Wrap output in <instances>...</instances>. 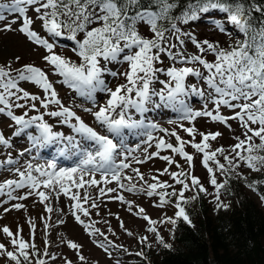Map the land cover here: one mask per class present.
Listing matches in <instances>:
<instances>
[{"label":"snow or ice","instance_id":"obj_1","mask_svg":"<svg viewBox=\"0 0 264 264\" xmlns=\"http://www.w3.org/2000/svg\"><path fill=\"white\" fill-rule=\"evenodd\" d=\"M191 2L196 4L197 0ZM152 3L153 7L147 8L141 4V0H3L0 2V22L8 20L11 15L10 22L4 24L0 31H11L12 25L19 24L21 33L31 42L45 48L48 54L43 59L52 66L54 73L62 78L63 84L85 98L91 99L97 91L104 92L108 97L103 105L97 107V110L84 109L91 113L94 120L108 133L101 134L75 111L63 105L48 79V74L43 69L34 65H22L19 69H12L10 63L7 67L0 66V115H6L13 122L9 125L14 127L12 137L26 136L31 144V147L20 150L18 157L47 145L57 146V156L78 157L75 166L60 167L55 158L41 164L34 163L36 156H30L21 168L16 166L18 159H14L9 153L6 158L0 159V168L7 167L18 178L0 182V195L6 194L9 200H25L35 195L48 214L60 211L52 207L51 198L54 196L59 199L60 195H63L70 201L71 214L84 226L85 231L90 236L97 234L104 236V241L111 247L122 246L108 240L100 229L94 227V221L88 223L81 219V216L91 215L90 209L98 208L96 199L88 192L89 188H97L100 196L120 189L144 193L148 197L155 195L159 198L160 207L173 203L176 209L174 216L165 215L160 221L153 220L144 214L143 208H138V215L149 225L146 231L155 233L157 241L166 248L170 245L164 242L155 225L157 223L175 225L177 219L191 223L182 205L189 200H195L199 193H207L200 179L192 175L191 171H185L171 156H160L161 149H170L172 153L184 158L189 168L192 167L194 157L185 150V145L190 144L201 154V163L209 173L208 182L214 188V198L218 208L227 207L220 202L219 193L228 181L218 182L217 171L222 175H228L241 164L256 172L264 168V155L259 154L264 153V21L252 23V6L246 5L244 0H199L198 7H189L182 13L183 23H187L189 19H196L200 12L218 10L225 14L227 23L242 34L244 39L223 48L218 41L212 42L206 39L199 41L189 35L188 40L197 49L195 54L189 56L183 51L185 41L180 29L176 24L171 23L172 19H177L171 16L174 0H152ZM29 10L35 13V17L28 15ZM255 11L264 13V8L256 6ZM36 21L40 22L46 36L42 37L33 28ZM164 22H167L170 28H164L162 26ZM140 23L149 27L150 37H144L139 33L137 25ZM217 30L224 31L223 28ZM80 33L83 34L82 39H78ZM51 37H64L75 41L76 47L73 51L80 62L57 54L54 51L55 42H50ZM171 38L179 42V51H173L177 45L172 43ZM209 52L214 56L213 61L205 58ZM164 58L170 59L172 63L166 68L157 67L163 65ZM16 59L19 60V57ZM120 60L125 62L128 68L122 73L111 74L123 75L126 82L118 84L113 90L106 85L103 78L106 69L101 62L112 63ZM177 63L181 66H176ZM159 73H163L166 78L159 79ZM189 77H198L202 84H187L186 80ZM22 81L38 85L45 93L44 97H38L20 87ZM155 83H159L161 87L153 88L152 85ZM189 93L204 101L202 109L194 110L187 105L184 97ZM37 100L44 109L55 105V110H49L46 114L57 118L56 124L68 126L75 135H66L47 122L45 113L37 110L35 103ZM153 101L159 102L156 106L163 104L171 107L180 112L183 119L189 121H194L197 117H207L213 122L224 123L231 130L228 121L236 120L243 130V138L234 137L237 142L227 150L223 146L211 150L209 140H216L222 133H198L195 126L180 125L193 137L192 140L185 141L175 130L159 129L174 137L176 144L166 142L160 137L155 142L157 151L149 154L148 148L153 146L152 142L155 138L151 132H148L147 138L142 141L147 147L143 148L145 155L141 160L132 155L140 149V145H136L135 148L129 147L124 140V130L158 129L157 124L150 122L145 125L143 120L138 121L132 116L133 112L145 113L147 105ZM209 103L212 105L211 109L208 107ZM221 108H228L232 115L225 116ZM14 109H25V111L18 115L15 114ZM29 111H37V114L30 116ZM197 134L201 137L200 142H195L194 137ZM12 137H5L0 131V147L11 148ZM82 141L87 142L90 147L85 146ZM218 154L223 156L226 164L217 159ZM157 156L167 161L169 165L176 163L177 168L180 169L177 172H169V169L165 168L161 172V175L168 174L174 184L160 181L158 176H152L153 183H149L138 168L132 167L133 162L144 163ZM125 170H130L134 175H128ZM136 177L143 183L133 182ZM112 182L116 183V188L101 186ZM258 183L252 181L248 186L255 189ZM175 184L181 185V188L177 190ZM25 188L28 191L23 195H13L15 190ZM186 191H194V195L187 198L184 195ZM109 198L127 203L128 210L132 211L133 202L125 201L122 194ZM172 198L175 200L173 201ZM24 207L22 203L12 205V208L17 210ZM9 210L4 209L5 212ZM63 222V220L58 221V223ZM29 223L30 241L23 238L20 228L16 233L7 226L0 229L3 235L9 238L12 246V250H8L5 243L0 242V256H6L15 264H46L43 257L55 260L56 256L48 251L47 239L42 253L36 247L35 223L31 220ZM48 227L49 225L46 224L45 229ZM121 227H123L122 221ZM109 231H112L111 228ZM128 234L132 233L128 232ZM147 239V236L141 237L140 242L145 243ZM105 242L97 241V245L111 256ZM66 245L77 252L80 261L86 260L80 253L81 245L72 240H67ZM136 255L143 256V252H138ZM65 264L72 262L66 260Z\"/></svg>","mask_w":264,"mask_h":264},{"label":"rangeland","instance_id":"obj_2","mask_svg":"<svg viewBox=\"0 0 264 264\" xmlns=\"http://www.w3.org/2000/svg\"><path fill=\"white\" fill-rule=\"evenodd\" d=\"M0 2H3V0H0ZM28 15L35 17V13L31 10H29ZM10 20L11 15H9L8 20L0 22V28H2L4 24L10 22ZM140 26L141 28H144L145 24H140L139 27ZM33 28L42 37L47 35L41 29V24L39 21L34 23ZM218 28H223L224 31L221 32L217 30ZM181 34L185 41L183 51L189 56L197 52L194 44L188 40L189 35L193 36L199 41L209 39L212 42L218 41L219 44L222 43L223 45H225V43L229 40L233 41L240 36V33H238L231 24L227 23L226 18L223 17L218 10H210L209 12L201 15L199 18L188 21L185 23ZM171 39L172 43L177 45V48L173 51H179V42L174 38ZM53 41L56 44L54 51L57 54L61 53L71 60H74V57L76 56L75 52L73 51V49L76 47L75 41L63 39L62 37H51L50 42ZM46 54L48 53L44 47L38 46L31 42L25 34L19 31V24L12 25L11 31H0V66L7 67V65L10 63L12 69H19L22 65H34L43 69L48 74V79L53 84L63 105L75 111L77 115H79L86 123H88L101 134H108L106 129L101 127L94 120L91 113L84 111V109L89 108L93 111L97 110L99 105H103L105 103L106 99L108 98L107 95L104 92L97 91L93 94L92 98L89 99L82 97L77 92L70 89L67 85L61 82L62 78L54 73L52 66L45 62L43 57ZM17 57H19V60L16 59ZM205 58L209 61L214 60V56L210 52L207 53ZM101 63L106 69V71L103 73V78L106 81L107 87H111L114 90L118 84H123L126 82L123 75L113 76L111 74L112 72H124L128 68V65L125 62L120 60L119 62L109 63L107 61H102ZM171 63L172 61L170 59L164 58L163 65H157V67L166 68ZM176 66L181 65L177 63ZM189 66L200 67L199 65ZM201 71H203L202 68ZM158 76L159 79L166 78L163 73H159ZM186 83L202 84V81H200L198 77H189L186 80ZM20 87L41 98H43L45 95L43 90L38 85H35L31 82L22 81L20 82ZM152 87L159 89L161 85L159 83H155L152 85ZM184 99L187 105L194 110L203 108L204 101L194 94L189 93L184 97ZM29 103H32V101H29ZM35 103L37 104V110L39 112L45 113V120L50 124H53L56 130H59L66 135H75V133H73L68 126L56 124L57 118L49 117L46 114L49 110H55V105H50L49 109H44L40 106L39 100L35 101ZM157 103L159 102L153 101L149 103L145 113L141 114L133 112L132 116L138 121L143 120L145 125L153 122L159 126L158 129L153 130L151 128H141L134 131L124 130V140L129 147L135 148L136 145H140V149L133 152L132 155L140 158L141 160L144 159L145 155L143 148L147 147V145L143 144L142 141L147 138L148 132H151L155 138L152 142L153 146L148 148L149 154L157 151L155 142L156 139L160 137H163L166 142L176 144L174 137H171L168 132H162L159 129H167L169 131L175 130L185 141H190L193 139V137L184 131L180 125H184V127L195 126L198 133H222V135L217 137L216 140H209L212 150H215L221 146L227 150L229 146L234 145L237 142L234 137L243 138V130L240 127L239 122L236 120L228 121V125H231L230 130L229 127L224 123L213 122L207 117H197L194 121L183 119L180 112L173 110L171 107L164 106L163 104L156 106ZM208 107L210 109L212 108L211 103L208 104ZM24 111L25 109H14L15 114L18 115L22 114ZM221 112L225 116L232 115L231 110L228 108H221ZM35 114H37V111H29L30 116ZM12 123L13 122L10 120V118H8L6 115H0V131L3 132L5 137H12L14 127H9V125ZM194 139L195 142L201 141V137L198 134L195 135ZM82 143H84L85 146L90 147L87 142L82 141ZM29 147H31V144L27 140L26 136L19 138L12 137L11 148L0 147V159L6 158V155L10 153L14 159H18V164L16 166L21 168H23L24 162L28 160L30 156H36L34 163L41 164L52 160V157L56 156L57 159L55 160L60 167L75 166V164L78 162V157L76 155H73L69 158L57 156L56 145H47L39 149H33L31 153H27L24 156L18 157V152L20 150ZM44 148H47L46 152L50 151V155L45 157L41 155L39 156V153L42 154V150ZM185 150L194 157L191 168H189V165L184 158L172 153L170 149H161L160 156H171L173 160L181 166V168H183L185 171H191L192 175L198 177L204 186L209 185V173L201 163V154L192 148L190 144L185 145ZM225 154H227V152ZM132 167L138 168L149 183H153L151 179L152 176H158L160 181H167L169 184H174V181L168 174L161 175V172L165 168H168L169 172H177L180 170L177 168L176 163L169 165L167 161L160 159L159 156L152 157L144 163L133 162ZM242 169V174H248L250 172V169L247 166L243 167ZM125 172L128 175H134L130 170H125ZM216 175L218 182L221 181L222 174L217 171ZM13 178L18 177H16L11 170H9L7 167L0 168V182ZM97 179H99L98 175ZM133 182L137 184L143 183L138 177H136ZM125 183H127V181H125ZM101 186L110 188L117 187L115 182ZM174 186L177 190L181 188V185L179 184H175ZM26 191H28L26 188L17 189L13 192V195H23ZM73 191H75V189H73ZM168 191H171V189H168ZM213 191L208 192V198L211 202L215 199V192ZM246 191L251 197L255 198L260 209L264 213V203L257 198L256 193H252L248 190ZM88 192L94 199H96L98 208L90 209L91 215L89 217L81 216V219L88 223L94 221L95 228L100 229V232L104 233L108 240L114 242L115 245L122 247L108 246L104 241V236L99 234L90 236L88 232L85 231L84 226L79 224L71 214L69 208L70 201L63 195H60L59 199H56L54 196L51 198L52 207L54 209H60V211H54L51 214L45 212L44 205L38 202V197L35 195L29 196L25 200H9L6 194L0 195V229H2L4 226H7L13 233H16L17 229L20 228L22 229L21 235L23 238L26 241H30L31 225L29 221H33L35 223L34 242L36 247L40 249L42 253L45 247V239H47L49 253L56 256L55 260H51L48 257H43L44 259H47V264H65L66 260L71 261L72 264H117V261H119V264H141L140 260H146L148 262V255L144 253L143 249L148 248L149 253L152 254L155 248H157V246L161 243L157 241L155 233L146 231V228L149 225L143 218H141L140 215H138V208H143L145 210L144 214L151 217L153 220L160 221L164 219L165 215L167 217L174 216L176 211L174 204L169 203L165 204L163 207H160L158 206V196L154 195L152 197H148L144 193L129 192L126 189H120L114 193H107L105 196H100L98 189L95 187L89 188ZM191 193L192 191H186L184 195L187 196ZM120 194L125 197V201L133 202L132 211L128 210L127 203H122L119 200L109 198ZM81 195H83V190H81ZM219 197L222 204L228 206L230 205L229 199L222 193L221 190ZM172 199L173 201L175 200V198ZM15 203H22L25 205V207L19 210L14 209L12 208V205ZM215 204H217V201ZM85 207H88V205H85ZM5 208L10 210L5 212ZM44 217H47V219ZM60 220H63L64 222L58 223ZM105 221H107V223H105ZM121 221L123 222V227H121ZM46 224L49 225L47 229H45ZM155 227L163 237L164 242L168 244L170 242L171 224L157 223ZM109 228H111L112 231H109ZM128 232H131L132 234L129 235ZM144 236H147V242L141 243L140 238ZM62 240L64 242H62ZM67 240H72L82 246L80 253L86 258L85 261H80L77 256V252L67 247ZM97 241L106 243V246H108L109 251L111 252V256H109L103 248L97 245ZM0 242L5 243L8 250H12L9 238L4 236L2 231H0ZM138 252H143V256L136 255ZM0 264H15V262L10 261L6 258V256H0Z\"/></svg>","mask_w":264,"mask_h":264},{"label":"trees","instance_id":"obj_3","mask_svg":"<svg viewBox=\"0 0 264 264\" xmlns=\"http://www.w3.org/2000/svg\"><path fill=\"white\" fill-rule=\"evenodd\" d=\"M244 2L246 5L251 4L252 6L253 24L264 21V13L255 11L256 6L264 8V0H244ZM141 4L147 8L153 7L152 0H141ZM198 5L199 0L196 4H192L191 0H174L171 16L177 17V19H172L171 23L176 24L182 31L185 26V23L182 22L184 19L182 13L187 8H196ZM219 13L225 17L223 12L219 11ZM203 14V12L198 13L197 18ZM140 24L137 25L139 33L144 37H150L149 27L145 25L144 28H141ZM162 26L170 27L167 22H164ZM239 35L235 40L226 42L225 45L219 44L220 47L227 48L237 40H243V35ZM82 38L83 34H78V39ZM58 54L68 58L61 53ZM72 61L80 62L77 55ZM259 154L264 155V153ZM217 159L226 164L222 155L218 154ZM243 167L246 166L241 164L238 169H233L228 175H222L221 181H228L221 191L229 199V206L218 208L215 199L212 202L209 201L208 192L213 191L214 188L211 184L203 185L207 189V193H199L195 200H189L188 203L182 205L185 207L191 223L177 219L175 225L171 224L170 242L168 243L170 247L166 248L163 244H159L152 254L149 253L148 248H144V253L148 255L149 260L148 262L140 260V263L264 264V213L255 198L246 191L256 193L257 198L264 203V199H262L264 196V168L260 172L250 170L248 174H242ZM252 181L259 182L255 189L248 186ZM193 195L194 191L185 197L191 198ZM45 260L47 264V259Z\"/></svg>","mask_w":264,"mask_h":264},{"label":"bare ground","instance_id":"obj_4","mask_svg":"<svg viewBox=\"0 0 264 264\" xmlns=\"http://www.w3.org/2000/svg\"><path fill=\"white\" fill-rule=\"evenodd\" d=\"M131 135H132V134H131ZM132 139H133V138H132ZM48 148H49V147H48ZM58 161H59V160H58ZM69 161H70V160H69ZM73 161H74V160H73ZM62 162H63V161H62ZM73 164H74V163H73ZM73 164H72V165H73ZM73 166H74V165H73Z\"/></svg>","mask_w":264,"mask_h":264}]
</instances>
